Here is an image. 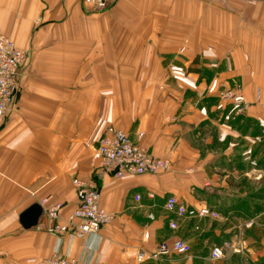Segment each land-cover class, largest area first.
<instances>
[{
	"label": "crops",
	"instance_id": "crops-1",
	"mask_svg": "<svg viewBox=\"0 0 264 264\" xmlns=\"http://www.w3.org/2000/svg\"><path fill=\"white\" fill-rule=\"evenodd\" d=\"M0 31L27 57L0 122V264H264V0H0ZM109 127L169 169L100 177ZM77 180L97 183L108 226L55 235L43 214L23 228L47 199L67 226ZM172 197L218 218L171 213ZM178 239L190 253L138 261Z\"/></svg>",
	"mask_w": 264,
	"mask_h": 264
},
{
	"label": "built area",
	"instance_id": "built-area-1",
	"mask_svg": "<svg viewBox=\"0 0 264 264\" xmlns=\"http://www.w3.org/2000/svg\"><path fill=\"white\" fill-rule=\"evenodd\" d=\"M253 2L254 0H247ZM109 0H84V4L91 11L104 12L108 9ZM27 63L26 54L20 50L14 41L0 31V122L4 121L12 109L19 91V78L22 69ZM231 98H240L241 94L229 93ZM264 109V101L262 102ZM143 135H140L142 137ZM264 137V127L262 130ZM99 170L100 177L112 174L119 180L129 177L144 175H156L166 172L170 164L168 161L157 158L146 148L135 143L124 131L109 127L99 143ZM79 205L71 213L67 226L61 223V203H51L50 200H43L41 206L44 215L51 221L49 232L55 235H63L68 231L78 237L85 238L88 235H96L111 223L112 216L101 207V192L95 181H76ZM167 210L180 217L188 214L198 215L201 218L214 217L218 214L210 208L204 207L197 212L189 211L185 206L180 205L176 198L168 200ZM171 228L177 229V224L172 223ZM148 237V235H147ZM230 242H224L222 246H216L211 257L219 260L225 257L227 249H231ZM191 252V246L182 241H165L158 245L157 250L149 255L145 251L138 254V261L144 262L151 259L168 258L175 254L184 255ZM36 264H79L76 259L65 258L60 254L41 261L32 260Z\"/></svg>",
	"mask_w": 264,
	"mask_h": 264
},
{
	"label": "water",
	"instance_id": "water-1",
	"mask_svg": "<svg viewBox=\"0 0 264 264\" xmlns=\"http://www.w3.org/2000/svg\"><path fill=\"white\" fill-rule=\"evenodd\" d=\"M44 214V209L40 204H35L20 216V222L24 229L30 230L39 225Z\"/></svg>",
	"mask_w": 264,
	"mask_h": 264
}]
</instances>
